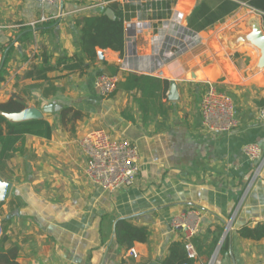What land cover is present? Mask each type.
<instances>
[{
  "label": "crops",
  "instance_id": "1",
  "mask_svg": "<svg viewBox=\"0 0 264 264\" xmlns=\"http://www.w3.org/2000/svg\"><path fill=\"white\" fill-rule=\"evenodd\" d=\"M224 1L237 9L210 26L189 25L201 3L214 10ZM243 3L249 5L247 0H140L119 6L124 31L130 24L134 35L131 48L125 42L123 56L96 49V62L82 75L53 71L49 81H41L31 72L45 66L42 56L54 68L59 58L78 54L76 21L107 8L86 10L84 0L81 5L0 0V104L18 99L39 111L61 106L43 113L52 127L50 139L24 136L0 158V178L11 184L8 198L0 202V237L7 240L5 250L17 248V264H163L171 246L182 243L170 220L192 208L201 215L193 264H209L216 251L220 264H264V239L238 234L264 223V123L259 119L264 68H258L257 49L237 43L252 19L264 31V17ZM181 29L190 31L189 39L176 54L172 43L183 38ZM100 74L119 78L107 98L94 88ZM142 77L147 78L143 93L134 81ZM207 82L234 103L237 127L230 133L201 126ZM172 84L175 99L170 98ZM64 108L79 117L62 123ZM94 130L137 147L140 171L132 187L108 192L86 180L80 141ZM248 144L259 147V161L243 156ZM122 220L149 232L146 243L132 247L137 259L115 241Z\"/></svg>",
  "mask_w": 264,
  "mask_h": 264
},
{
  "label": "trees",
  "instance_id": "2",
  "mask_svg": "<svg viewBox=\"0 0 264 264\" xmlns=\"http://www.w3.org/2000/svg\"><path fill=\"white\" fill-rule=\"evenodd\" d=\"M81 5L83 0H72ZM249 6L264 12V0H247ZM114 18L111 19L105 15L104 11L98 14L85 16L78 19L75 25L79 28V35L76 37V48L78 54L73 57L63 56L57 60L56 66H49L48 57L43 55L45 66L34 68L31 76L38 80L49 81L47 74L53 71L65 72L67 74L79 73L82 75L90 66L96 62V49H109L118 52L123 56L125 49V31L123 23V13L116 3L108 5ZM237 9V5L230 1H224L214 10L209 9L204 3H201L189 18V25L198 27H207L221 20L224 16ZM178 20V18L176 17ZM147 78H134L137 88L144 92L143 81ZM27 107L21 100H10L5 104H0V114L12 115L18 114ZM78 116L79 113L71 108H64L59 113L62 123L71 116ZM52 127L46 120H30L20 123L7 121L0 115V158H6L9 153L14 151V144L24 136H33L43 139H50ZM239 236L245 240L260 241L264 239V223L255 227H243L238 232ZM149 238V232L146 228L133 226L126 220L119 221L115 228V241L117 245L126 250L132 249L135 243H146ZM6 238L0 237V264H17V248L4 249ZM187 261L186 253L182 243H176L171 246L169 256L163 261V264H184ZM122 264H125L124 262Z\"/></svg>",
  "mask_w": 264,
  "mask_h": 264
},
{
  "label": "built area",
  "instance_id": "3",
  "mask_svg": "<svg viewBox=\"0 0 264 264\" xmlns=\"http://www.w3.org/2000/svg\"><path fill=\"white\" fill-rule=\"evenodd\" d=\"M67 0H41L46 5H59ZM86 10L105 9L112 3L118 4L122 9L126 6L136 4L140 0H84ZM251 12L259 17H264V12L247 6ZM179 16V15H178ZM177 18L179 19V17ZM181 18V17H180ZM44 21V19H43ZM126 42L131 41L130 24H126ZM183 38L176 41L173 48L177 49L176 54L182 53L187 48V29H181ZM160 48L164 40L157 37ZM168 45V40L165 39ZM167 48V46H164ZM3 52L0 50V70L3 64ZM119 78L107 74H100L94 79V88L103 98L111 96L116 88ZM200 115L202 128L210 133H230L237 127L235 118V106L230 97L218 91L213 84L207 82L200 100ZM259 119L264 123V108L259 112ZM81 150L85 157L84 175L86 180L108 192H114L123 188L132 187L140 171L139 156L137 147L127 140H115L104 130L89 132L80 141ZM242 154L248 161H259L261 151L257 145L248 144L242 148ZM261 165L256 169L259 173ZM201 215L199 210L192 208L174 216L170 220L172 229L178 230L181 234V242L186 253L187 261L184 264H193L197 260V252L193 243L194 238L200 232ZM228 230V227H227ZM217 251L213 254L209 264H220L217 259ZM127 256L137 259V254L128 250Z\"/></svg>",
  "mask_w": 264,
  "mask_h": 264
},
{
  "label": "water",
  "instance_id": "4",
  "mask_svg": "<svg viewBox=\"0 0 264 264\" xmlns=\"http://www.w3.org/2000/svg\"><path fill=\"white\" fill-rule=\"evenodd\" d=\"M178 12H181V9H178ZM105 15H107L109 18L113 19L114 14L111 11V9L107 8L105 10ZM129 42V48H131V43L133 44V40L128 41ZM237 43H245L248 44L259 52V60H258V68L262 69L264 68V31L261 29L258 19H252L249 23V32L246 34H242L238 37ZM132 51V50H131ZM98 58L101 60L103 58L102 53H98ZM170 98L175 99V84H172L170 89ZM61 109V106H53L49 105L42 109V111H39L37 109H30L26 108L22 112L18 114H12V115H5L7 120L15 123L30 121V120H42L43 113H52L57 112ZM11 190V184L8 182L3 181L0 178V202H4L10 193ZM156 264V263H151Z\"/></svg>",
  "mask_w": 264,
  "mask_h": 264
},
{
  "label": "rangeland",
  "instance_id": "5",
  "mask_svg": "<svg viewBox=\"0 0 264 264\" xmlns=\"http://www.w3.org/2000/svg\"><path fill=\"white\" fill-rule=\"evenodd\" d=\"M190 28H192V27H190ZM193 28H194V26H193Z\"/></svg>",
  "mask_w": 264,
  "mask_h": 264
}]
</instances>
